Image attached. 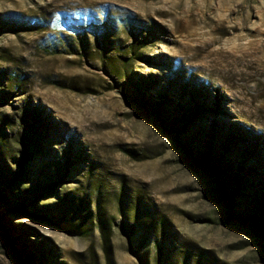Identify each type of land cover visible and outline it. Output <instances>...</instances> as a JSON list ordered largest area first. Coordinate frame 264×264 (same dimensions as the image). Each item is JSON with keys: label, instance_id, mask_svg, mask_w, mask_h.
<instances>
[{"label": "rangeland", "instance_id": "1", "mask_svg": "<svg viewBox=\"0 0 264 264\" xmlns=\"http://www.w3.org/2000/svg\"><path fill=\"white\" fill-rule=\"evenodd\" d=\"M263 196L264 0H0V264H264Z\"/></svg>", "mask_w": 264, "mask_h": 264}, {"label": "trees", "instance_id": "2", "mask_svg": "<svg viewBox=\"0 0 264 264\" xmlns=\"http://www.w3.org/2000/svg\"><path fill=\"white\" fill-rule=\"evenodd\" d=\"M143 87V85L141 86V88ZM163 97L165 98V99H168L169 98V95L167 94V93H165V94H163ZM197 107H198V109H201V105H200V103H197ZM211 144V143H210ZM214 145H215V143H213ZM184 149L186 150V151H188L191 155H194V149L187 143V144H184ZM213 145H211V148L210 149H203L202 150V152H203V158L205 159V161H207L208 163H210V159H212V158H214V155H213ZM219 160L218 161H220V162H227V161H224V158H227L224 154H219ZM20 161H19V163H21V165H27V160H26V157L25 156H22L20 159H19ZM232 165V164H231ZM241 167H244V165L243 164H241ZM223 172H225L226 174L228 173V171H223ZM221 173H222V171H221ZM23 177V174H22V172H17L14 176H13V181H16V180H20L21 178ZM228 177V176H227ZM230 177V176H229ZM231 177H233V175L231 176ZM240 183H242L241 181H240ZM242 189H245V188H242ZM232 198H234L233 196H232ZM262 199H263V203H264V196L262 197ZM34 203H36L37 204V201L36 200H34L33 201ZM259 217H264V216H262L261 214H260V216ZM264 219V218H263ZM0 226H2V227H6L5 226V224H3V218L0 216ZM21 253H24V251L22 250L21 251ZM28 261H34L35 260V258H34V255L33 254H31V255H29L28 256ZM46 264V263H45Z\"/></svg>", "mask_w": 264, "mask_h": 264}, {"label": "water", "instance_id": "3", "mask_svg": "<svg viewBox=\"0 0 264 264\" xmlns=\"http://www.w3.org/2000/svg\"><path fill=\"white\" fill-rule=\"evenodd\" d=\"M0 227H2V226H0ZM3 228V227H2ZM5 237L7 238L6 239V242L9 244V246L11 247V250H12V253H13V255L15 256V258H16V260H17V262L19 263V264H26L25 262H24V260H23V257H22V255L19 253V251L15 248V246L12 244V242H11V240L9 239V236H8V234L6 233V231H5Z\"/></svg>", "mask_w": 264, "mask_h": 264}]
</instances>
